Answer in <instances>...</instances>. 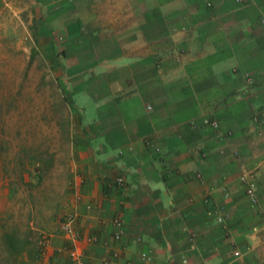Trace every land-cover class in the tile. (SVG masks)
<instances>
[{
	"label": "crops",
	"instance_id": "0c3cea01",
	"mask_svg": "<svg viewBox=\"0 0 264 264\" xmlns=\"http://www.w3.org/2000/svg\"><path fill=\"white\" fill-rule=\"evenodd\" d=\"M39 1L112 47L72 67L100 71L76 91L86 263L264 264V0ZM71 246L59 232L24 264H73Z\"/></svg>",
	"mask_w": 264,
	"mask_h": 264
},
{
	"label": "rangeland",
	"instance_id": "374dc122",
	"mask_svg": "<svg viewBox=\"0 0 264 264\" xmlns=\"http://www.w3.org/2000/svg\"><path fill=\"white\" fill-rule=\"evenodd\" d=\"M41 2L0 0V264L36 258L76 213L77 85L100 71L72 67L112 50L108 33L67 34L75 15L51 21Z\"/></svg>",
	"mask_w": 264,
	"mask_h": 264
},
{
	"label": "built area",
	"instance_id": "2783aa9c",
	"mask_svg": "<svg viewBox=\"0 0 264 264\" xmlns=\"http://www.w3.org/2000/svg\"><path fill=\"white\" fill-rule=\"evenodd\" d=\"M239 3L243 2V0H237ZM255 120H257L255 118ZM206 124L211 125L214 129L218 130L220 128V125L218 122L213 121V122H206ZM243 182L247 183L246 178H243ZM118 185L122 186L123 185V180L119 179L118 180ZM247 194L250 198L255 200V195H256V185L254 183H247ZM222 221V220H220ZM114 225L117 228V231L115 233V239L116 240H121L122 237L124 236V224L120 219H116L114 221ZM77 226H78V214L77 213H71L70 215L67 216L63 224L61 225V232H63L68 239L71 241V253H72V260L73 264H87L86 261L84 260L82 253L78 250L76 247V242L80 240V236L77 232ZM88 242L94 243L96 242V238H89L87 239ZM47 240L41 242V247H44L46 245Z\"/></svg>",
	"mask_w": 264,
	"mask_h": 264
}]
</instances>
